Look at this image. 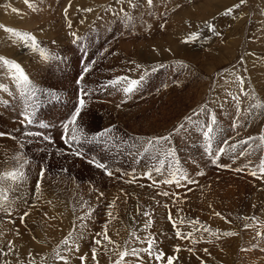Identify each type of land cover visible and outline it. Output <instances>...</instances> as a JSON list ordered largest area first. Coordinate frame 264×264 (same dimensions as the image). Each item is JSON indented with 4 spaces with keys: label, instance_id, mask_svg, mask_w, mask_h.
<instances>
[{
    "label": "rangeland",
    "instance_id": "obj_1",
    "mask_svg": "<svg viewBox=\"0 0 264 264\" xmlns=\"http://www.w3.org/2000/svg\"><path fill=\"white\" fill-rule=\"evenodd\" d=\"M202 1L153 0L148 7L146 0H133L132 8L129 0H0V26L31 33L49 56L42 60L0 27V56L19 63L39 90L30 101L34 123L20 124L23 102L11 94L15 86L0 66L5 89L0 91V132L9 134L0 136V173L23 174L17 182L0 178V195L6 193L4 203L12 209L0 207V264H16L17 259L27 264L28 252L34 264H41V257L46 264H64L57 255L67 257L68 264H81V255L84 264H114L118 256L112 249L146 247V238L154 240L153 257L141 253L138 261L127 255L125 264H158L157 251L163 252L165 264L170 255L177 257L173 264H264V174L259 171L264 159V0H226L207 10ZM229 8L232 12L222 15ZM193 33L195 38L188 39ZM168 37L176 38L175 45ZM88 64L92 67L84 73ZM117 76L140 83L125 96L123 82L107 84ZM81 90L87 95L75 126L82 143H65L64 122ZM233 97L240 101L239 113ZM209 112L216 120L213 153L225 148L216 165L199 126L185 121L198 116L206 124ZM180 124L184 130L173 132ZM72 127L68 124V136ZM165 135L172 155L154 147L145 150L148 141ZM84 136L90 142H83ZM249 137L246 144L238 143ZM77 150L80 156L73 154ZM93 158L112 174L90 163ZM180 174L194 182L162 183L179 180ZM25 211L29 215L21 222ZM144 211L151 227H144ZM106 221L107 235L115 242L111 245L102 239ZM176 230L191 238H177ZM226 231L235 234L224 236ZM69 233L68 245H61ZM97 233L101 246L92 243ZM77 244L78 252L69 251Z\"/></svg>",
    "mask_w": 264,
    "mask_h": 264
},
{
    "label": "snow or ice",
    "instance_id": "obj_2",
    "mask_svg": "<svg viewBox=\"0 0 264 264\" xmlns=\"http://www.w3.org/2000/svg\"><path fill=\"white\" fill-rule=\"evenodd\" d=\"M239 2H240V4H243L245 2V0H239ZM25 3H28V0H25ZM116 3L120 4V3H122V0H116ZM146 4H147L148 7H151L152 4H153V0H146ZM129 6L132 7V8H135L136 4L133 3V0H129ZM179 6H180L179 4L176 5V7H179ZM233 7H238V5H233ZM14 11H16V10L14 9ZM84 11H91V9H84ZM123 11H124V9L121 8V12H123ZM231 12H232L231 8L225 9L224 12L222 13V15L227 16ZM205 23H206V25H207V27H208V29L210 31H214L215 30L213 24H209L207 22H205ZM0 27H3V26H0ZM160 27L164 28L165 25L164 24H160ZM3 30L5 32L9 33L10 35H12L13 37L17 38L18 41L23 46L30 47L33 52H38V54H39V56H40V58L42 60H48L49 59V56H48L47 52L45 51V49L43 47L39 46L36 38L31 33L21 32V31L12 29V28H7V27H3ZM71 35L73 37H75L76 34L75 33H71ZM194 38H195V33H193L191 36L188 37V39H194ZM74 42H76V41L74 40ZM0 66H2V67L7 69L8 74H9V79L12 81V83L15 86V90L16 91L11 93V94L12 95L19 94V96H20V98H21V100L23 102V105H24L23 109L19 113V123L22 124V125H32L34 123L35 112L32 110V105L30 104V101L34 100V98L37 96V93H38L39 90L32 84V82L30 81L29 77L24 72V70L22 69V67L20 66L19 63L15 62L14 60L5 58L3 56H0ZM91 67H92V65L88 64L87 66H85L83 68V72L87 73ZM136 67L139 68L140 65L137 64ZM155 70L156 69H152V71H155ZM145 75H147V73H145V74L140 76V81H142L145 78ZM239 79L240 78L237 77V80H239ZM140 81L135 80V79L130 80L127 77L117 76V77H115V79L108 81L107 84L115 86V85H117L118 82H123L126 86H124L122 88V91H123L124 95L127 96V95L131 94L132 92H134L137 89ZM76 83L79 85L80 81L77 80ZM4 90H5L4 86L2 84H0V91H4ZM41 94L46 96L47 92H43ZM85 95H87V93L83 92V90H81L80 95L77 97V103L74 106L75 110L71 113L70 117L64 122V134L62 135L61 139L64 140L65 143H69L72 140H75L77 145H81V143H82L81 142V138L77 135L78 129H77V127L75 125H76V121H77V116L81 112V109L84 107L85 101L83 99V96H85ZM232 99L236 101V103H237L236 112L239 113L241 111V109L239 107L240 101H239V99L237 97H233ZM117 106L119 107V105H117ZM201 110L202 111L204 110L203 106H201ZM193 115H197V114L194 112ZM185 121H186V123L191 124L193 127L199 126L200 131L202 133V136L204 138L205 144H206L205 151L209 153V156H210V159H211V163L213 165H216L217 162H218V158L220 157V155L222 153H224L225 148L223 146H220L218 148V150H216L213 153V150H212V132L214 130L215 123H216L214 115L211 114L210 112L207 114L206 124H200L198 116H197L196 121H193L191 117H185ZM68 124H72L73 125L72 130H71L72 131V135L71 136L67 135ZM41 127H45V125L41 124ZM232 127H233L234 130L237 127V124H236L235 120L233 121ZM184 128H185V124L177 125L173 129V132H176L178 130H184ZM28 134H31V133H28ZM5 135H9V134L0 132V136H5ZM36 135H40V133H36ZM97 135H99V134H97ZM44 139L47 140L49 143L52 142L51 138L49 136H45ZM250 139H252V138L249 137V138H246L245 140H240V141H238V143L246 144L247 141L250 140ZM261 139L264 140V137H262ZM161 141L164 142L163 145L161 144ZM168 141H169V136H167V135L155 137V138H153V140H150V141L147 142L145 150L147 151L148 147H154L155 149H163V151L166 152L170 156V155L173 154V150L171 148H167L166 147ZM83 142H90L89 137L84 136ZM224 143L227 144V141H224ZM230 147L233 150H235L236 144H232V145H230ZM73 154L76 155V156H80L81 152L77 150V151H74ZM239 155L244 156V155H246V153L244 151H241L239 153ZM25 163H27L26 160H25ZM90 163H93L96 168L104 170L105 171V175H111L112 174L107 169V167H106V165L104 163L99 162L95 158H93V160H91ZM221 166L226 167L224 165H221ZM159 170L160 169H158V168L156 169V171H159ZM236 170L239 171L240 169H236ZM117 171H119V169H117ZM259 171H260L261 174H264V159H262L260 161ZM43 174H44V168L41 167L40 168L41 177L43 176ZM197 174L198 175H202L203 173H197ZM251 174L255 175V173H251ZM143 175L145 177H149L150 178V173L149 172H145V173H143ZM173 175H175V174H173ZM0 178L11 180L13 182H17L19 180H22L23 174L21 172H19V171H15V170L14 171H8V172L0 173ZM181 180H188L190 183L194 182V181H191L188 176H186L184 174H180L179 180L165 179L164 181H162V183H164V184L176 183L177 185H179ZM154 183H160V181H154ZM36 188H37V191H39V189H40V181L39 180H37ZM101 195H103V194L101 193ZM160 195L169 196V193L168 192H161ZM172 195H175V194L173 193ZM5 200H7L6 193L0 195V207H3L5 212L12 211L11 204L10 203L9 204H5L4 203ZM112 207H113V204L109 203L108 204V208L112 209ZM165 207H167V205H165ZM28 215H29V213L27 211L23 212V214L19 217L21 222H23L24 221V217H26ZM216 215H219V213H216ZM108 216L110 218H112V219H115V217L112 216L111 212L108 213ZM144 216L148 217L144 227L145 228L151 227L152 219L149 216V213L147 211H144ZM81 220H83V217H81ZM169 220L171 221V216H169ZM244 227L247 228L248 225L245 224ZM173 228L174 229L176 228L175 222H173ZM208 231H210V230H208ZM234 234L235 233L230 232V231H226V232L223 233L224 236H231V235H234ZM191 235H192L191 233H188L187 237H185L182 232H180L179 230H176V236L179 239L191 238ZM100 236H101V233H97L96 237H92V243L94 245L101 246L102 241H101V239L97 238V237H100ZM256 236L260 237L261 233L259 231H257L256 232ZM71 238H72V234L69 233L67 237H65L63 240L60 241V244L61 245H68L69 239H71ZM78 238L82 239L83 235L82 234H78ZM102 239H103V241H106L107 244H109V245L115 243L107 235V221L105 222V225H104V232H103V235H102ZM141 243H144V241H141ZM125 244H127V241H125ZM146 244H147L146 247L126 248L124 250H119L118 252H117L116 249H112V251L116 252V254L118 256V258L114 261V264H125L124 258L127 255H131L133 257H136L137 260L139 261V257H140L141 253H147L148 257L151 259L153 257V253H154V247H153L154 240L152 238H146ZM8 246H9V249L11 250V248L13 246V241L9 240L8 241ZM118 247H119V245H117V248ZM73 250L78 252L79 251V245L77 244L75 249H69V251H73ZM91 251H92V258H93V260H95L96 259L97 248L93 247L91 249ZM173 251L174 252H178L179 248L178 247H174ZM187 251L192 252V249L189 248V249H187ZM204 251H207V250L205 249ZM163 256H164L163 252H158V251L155 252V257H154L155 261H157L158 264H165V262L162 260ZM28 257H29V259L27 261V264H34V260L31 258L32 257V253L31 252H28ZM56 259L57 260H63L64 264H68L67 257L57 255ZM176 259H177V257L175 255H170V256L167 257L166 264H173V262ZM79 260L81 261V264H84L85 257L83 255H81L79 257ZM16 264H22V262L19 259H17ZM41 264H46V262L44 261L43 257H41ZM143 264H147V262L145 261V262H143ZM201 264H204V262L201 261Z\"/></svg>",
    "mask_w": 264,
    "mask_h": 264
},
{
    "label": "bare ground",
    "instance_id": "obj_3",
    "mask_svg": "<svg viewBox=\"0 0 264 264\" xmlns=\"http://www.w3.org/2000/svg\"><path fill=\"white\" fill-rule=\"evenodd\" d=\"M74 1V0H73ZM84 3H85V1H83ZM220 3V6H222V4H223V6L224 5H226L225 3H226V0H204V1H202V3H201V5H202V8L204 9V10H207L208 8H213L214 6H215V4L216 5H218L217 3ZM228 2H230V1H228ZM87 4H89V3H87ZM230 4V3H229ZM218 7V6H217ZM220 8V7H219ZM71 9H73V8H71ZM74 11V10H73ZM203 13V12H202ZM198 15V14H197ZM37 16V15H36ZM87 16V15H86ZM200 16V15H199ZM202 17V16H201ZM87 18V17H86ZM25 23H27L26 21H24L23 20V22H21V24L23 25V24H25ZM76 28V27H75ZM78 28V27H77ZM80 29V28H79ZM168 29V28H167ZM234 32V31H233ZM59 38V37H58ZM170 40V42H172L173 44H174V42H175V37H168V38H166V40ZM61 40V39H60ZM165 41V40H164ZM234 41V40H233ZM16 42V41H15ZM163 43V42H162ZM149 45H151L150 43H148ZM148 45V46H149ZM175 45V44H174ZM5 48V47H4ZM9 47H7V49H8ZM164 48L166 49V50H169V52H171V50H173L172 48H171V46H170V48L169 47H167V46H164ZM233 48V47H232ZM148 49V48H147ZM12 49H10V51H11ZM152 51H155V48H152L151 49ZM14 51V50H13ZM139 51V50H138ZM137 51V52H138ZM2 52V51H1ZM4 52V51H3ZM5 52H7L6 50H5ZM21 52V51H20ZM151 52V51H150ZM230 52V51H229ZM232 53V52H231ZM230 53V54H231ZM14 54H16V53H14ZM19 54H21V53H19ZM19 54H17L16 56L17 57H19ZM15 56V57H16ZM21 56V55H20ZM25 56V55H24ZM169 56V55H168ZM214 59V58H213ZM17 60V59H16ZM18 61V60H17ZM163 62V61H162ZM207 66V65H206ZM208 67V66H207ZM207 70H209V69H207ZM210 72V71H209ZM229 76V75H228ZM227 76V77H228ZM251 181V180H250ZM236 182V181H235ZM193 185V184H192ZM184 205H185V203H184ZM57 207V206H56ZM212 210V209H211ZM56 212H59L58 210H56ZM59 213H61V212H59ZM216 213V212H215ZM259 223V222H258ZM16 227V226H15ZM52 233H54V232H52ZM22 239L21 240H26L27 239V242L29 243V244H33L28 238H25V237H21ZM14 239V238H13ZM34 239V238H33ZM10 240V239H9ZM8 240V241H9ZM20 239H18V241H19ZM36 240V239H35ZM18 241H16V242H14V243H20V242H18ZM25 242V241H24ZM22 243V242H21ZM36 243V242H35ZM26 245H28V244H26ZM34 245V244H33ZM42 245H44V244H42ZM22 246H24L25 247V244L23 243V245ZM29 246V245H28ZM30 246H32V245H30ZM46 246V245H45ZM17 247V246H16ZM21 248V247H20ZM44 248H46V247H44ZM18 249V248H17ZM41 251V250H40ZM49 253V252H48ZM48 255V254H47ZM227 255H229V254H227ZM78 256V255H77ZM47 257V256H46ZM51 261V260H50ZM51 263V262H50Z\"/></svg>",
    "mask_w": 264,
    "mask_h": 264
}]
</instances>
